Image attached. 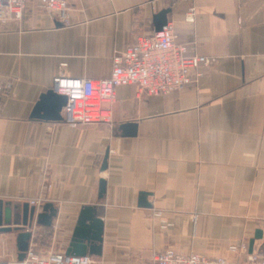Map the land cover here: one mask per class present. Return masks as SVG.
Masks as SVG:
<instances>
[{
    "label": "crops",
    "instance_id": "0c3cea01",
    "mask_svg": "<svg viewBox=\"0 0 264 264\" xmlns=\"http://www.w3.org/2000/svg\"><path fill=\"white\" fill-rule=\"evenodd\" d=\"M163 11L192 54L214 59L197 83L158 96L119 87L109 124L33 116L57 77L109 78ZM69 22L29 0L21 20L0 23V200L57 211L52 227L29 229L30 246L66 254L94 207L104 223L95 264H153L168 248L246 264L230 247H250L258 230L252 253L262 252L264 0H73ZM0 235L18 256V232Z\"/></svg>",
    "mask_w": 264,
    "mask_h": 264
},
{
    "label": "built area",
    "instance_id": "2783aa9c",
    "mask_svg": "<svg viewBox=\"0 0 264 264\" xmlns=\"http://www.w3.org/2000/svg\"><path fill=\"white\" fill-rule=\"evenodd\" d=\"M73 0H39L41 9L64 25H69ZM29 0H0V23L18 21L23 17ZM195 20L190 12L187 21ZM214 59L192 54L187 44L179 41L175 26L168 22L161 31L139 37L132 46L114 57L111 76L106 79L57 77L53 91L67 97L61 111L62 121L72 128L112 123L110 107L116 102V90L123 86H137L147 96L167 95L197 83L210 69ZM35 208L39 201H31ZM230 252L246 255V264H264V250L249 253L248 243L230 247ZM0 264H95L90 256H67L62 252L38 253L32 246L22 262L17 256ZM153 264H237L225 258L214 260L196 253H179L173 248L164 249L153 256Z\"/></svg>",
    "mask_w": 264,
    "mask_h": 264
},
{
    "label": "water",
    "instance_id": "95a60500",
    "mask_svg": "<svg viewBox=\"0 0 264 264\" xmlns=\"http://www.w3.org/2000/svg\"><path fill=\"white\" fill-rule=\"evenodd\" d=\"M168 11L161 12L156 17V32L161 31L168 23ZM67 104V97L56 94L53 90L43 95L37 104L33 113L34 117H41L52 121H60L61 111ZM44 114V115H42ZM107 161L104 165L106 168ZM106 192V182L101 181L100 197ZM148 201V194L141 195L140 207L151 208ZM15 212V213H14ZM23 216L22 221L19 217ZM57 215L56 209L47 204L44 206L42 213L36 215V208L30 207L29 204L23 205L22 208L4 203L0 200V234L18 232L17 236V261L22 262L30 246L32 233L29 229L36 224L42 227H52L53 220ZM14 217L16 219L14 220ZM104 223L96 218V209L94 207H85L82 210L78 225L72 236L70 245L66 251L67 256H100L102 252ZM263 238V232L258 230L254 239L250 241V253L254 250V244L257 240Z\"/></svg>",
    "mask_w": 264,
    "mask_h": 264
},
{
    "label": "rangeland",
    "instance_id": "374dc122",
    "mask_svg": "<svg viewBox=\"0 0 264 264\" xmlns=\"http://www.w3.org/2000/svg\"><path fill=\"white\" fill-rule=\"evenodd\" d=\"M13 257H16V251L12 237L0 235V261H9Z\"/></svg>",
    "mask_w": 264,
    "mask_h": 264
}]
</instances>
